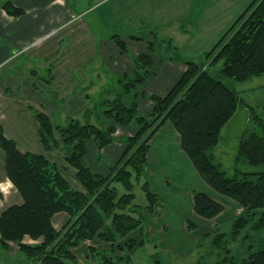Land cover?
<instances>
[{
	"label": "trees",
	"instance_id": "obj_1",
	"mask_svg": "<svg viewBox=\"0 0 264 264\" xmlns=\"http://www.w3.org/2000/svg\"><path fill=\"white\" fill-rule=\"evenodd\" d=\"M3 8L12 15L23 12L13 0L5 1ZM133 38L146 39L150 52L160 59H174L187 65L186 72L167 95H148L154 102L151 114L140 112L138 100L141 85L153 66L151 55L145 53L134 57L133 74L120 76V89L111 92L114 96L98 104L102 109L98 113L103 119L101 126L90 120L93 110L87 112L86 118H72L65 125L53 124L42 112L37 115L44 146L48 149L56 145L57 131L66 166L76 170V180L83 189L72 187L59 164L44 154L21 151L0 125L6 172L23 198L21 204L11 205L0 214L1 242L4 246L8 242L16 243L25 264H79L75 248L96 237L110 244L107 250L90 246L98 264L130 260L145 243V235L150 234L147 213L160 214L161 199L150 181L142 178L151 139L170 121L180 135L182 150L203 181L243 209L231 221L229 230H222L216 224L210 232L202 233L194 245L206 244L208 251L191 264H264V169L237 171L230 177L214 162L211 153L222 128L244 103L239 91L222 78L245 81L264 74V0H253L212 48L210 68L185 60L179 48L169 40L158 38L156 33L152 32L150 38ZM114 40L123 51L128 50L119 34L114 35ZM162 45L177 50L174 54L163 53L159 50ZM133 91V99L129 100L128 94ZM256 118L264 129V119L258 115ZM125 125H133L137 131L122 140L126 147L123 160L113 165L108 175L93 171L85 160L89 141L94 140L101 150L114 142L117 127ZM237 157L253 165L264 164V137L257 132L245 135L239 143ZM142 181L148 200L144 205L134 202L135 185ZM193 196L194 211L201 218L213 219L224 210L223 203L206 192L196 191ZM59 212L70 216L62 229L53 223ZM194 226L189 220L188 228ZM134 232H139L140 241L131 237ZM27 236L36 242H25Z\"/></svg>",
	"mask_w": 264,
	"mask_h": 264
},
{
	"label": "crops",
	"instance_id": "obj_2",
	"mask_svg": "<svg viewBox=\"0 0 264 264\" xmlns=\"http://www.w3.org/2000/svg\"><path fill=\"white\" fill-rule=\"evenodd\" d=\"M13 1L23 10L20 15L9 14L3 8L4 2L0 4V125L21 151L44 154L59 164L63 176L74 188L81 190L76 170L66 166L59 133L55 132L56 145L48 149L44 146L38 113L49 116L55 125H65L72 118L83 119L89 110L95 113L90 120L97 118L102 111L98 104L114 96L111 92L119 86L120 76L136 71L134 57L149 53L152 72L141 85L138 100L140 112L151 114L154 102L148 95H167L182 78L187 65L174 59H160L150 52L146 39L133 38L143 35L131 32L157 30L163 32L162 38H170L171 44L179 36L202 38L208 34L217 39L226 28L218 26L219 23L232 22L253 0ZM189 20L216 25L194 29L191 34L184 23ZM115 34L125 41L127 51L116 44ZM136 131L133 125L118 126L114 142L101 150L94 140L89 141L87 165L108 175L111 167L123 160L126 147L122 140ZM147 167L151 187L165 202L160 214L150 218L155 220L157 230H154L160 232L159 243L166 250L190 252L195 236L189 233L192 229L188 228L191 220L188 216L199 219L194 211L193 193L203 191L214 199L219 193L215 195L208 189L182 150L180 135L170 121L151 139ZM22 202L21 194L7 175L6 154L0 146V214ZM69 219V214L59 212L53 223L62 229ZM176 228H184V237L174 232ZM24 241L36 242L28 236ZM101 243L95 241L97 245ZM91 244L82 243L86 248ZM14 245L17 244L8 242L4 246L0 240V264H25L19 246L15 249ZM81 247L75 250L79 264H97L87 256L84 246L82 253Z\"/></svg>",
	"mask_w": 264,
	"mask_h": 264
},
{
	"label": "rangeland",
	"instance_id": "obj_3",
	"mask_svg": "<svg viewBox=\"0 0 264 264\" xmlns=\"http://www.w3.org/2000/svg\"><path fill=\"white\" fill-rule=\"evenodd\" d=\"M5 1L7 0H0V4L1 2H5ZM237 18L238 17L234 18L233 19L234 21L232 20V22H229L227 24L219 23L218 26H224L226 28L221 33V36L217 37V39H215L214 37H208V34L207 35L205 34L207 37H202V38H198L194 36L192 37L179 36L173 39L172 45L174 47L179 48L178 50L182 54L185 60L186 59L194 60L202 66L205 65V68H207L208 66H210V63L214 57V55L210 56V52L212 48L218 43V41L232 26V24L235 22ZM184 23L186 28L190 29L191 34L194 29L197 28L202 29L208 26L214 27V25H216L215 23L200 24L193 22V20L191 21L189 20V22H184ZM131 33L143 35L144 37L147 38H150L152 36L151 31H145V30H139L138 32H131ZM153 33H156L158 38L160 39L163 36V32L159 31L158 33L157 30L154 31ZM162 39L169 40L170 38H162ZM159 50L160 52L163 53L168 52L170 54H174V52L177 49L174 48L169 49L167 45H162V47H160ZM219 65L220 64H218L215 68H218ZM222 80L229 87L239 91L244 103H241L239 105V108L237 109L233 117L222 128L219 142L211 149V153L213 154V160L216 164H219L221 169H223L226 172L227 176L230 177H233L237 171H242V172L262 171L264 169V164L253 165L250 164L244 158L239 160L237 156H238L239 143L245 135H249L252 132H257L258 134L264 137V129L259 125L256 118V115H258L264 119V74L251 77L250 79H247L245 81H239L234 78H228V77H223ZM116 88L117 90L120 89V87L118 86ZM134 92L135 91L128 94L129 100L133 99L132 96ZM92 122L101 126L103 124V119L99 118L98 116L97 118L92 119ZM142 179L143 181L151 180L150 170L148 167L146 168L144 177ZM143 181L140 184H136L134 188V193L136 195L134 202L141 205H144L148 202L146 192L142 187ZM198 182L200 183L199 180ZM71 186L74 187L72 184ZM208 189L211 190L215 195L218 194L216 191L211 189L210 186ZM215 198L218 199L224 205V210L219 216L213 219H205V218L203 219L201 217H199V219L196 218L194 219V217H192L191 215L188 216L191 219L190 221L194 223L195 225L194 228L198 229V231H193V229L189 231L191 235L195 236V242L202 235L200 232L202 231H205L204 233L210 232L213 226H215L216 224L220 225L222 230H229L231 227V221L237 215L241 214L243 210L239 203H237L236 201H234L229 197L219 194V196H215ZM164 203L165 202L163 200L162 201L159 200L158 209H160V211L164 206ZM154 217L155 216H152L151 214L147 213V218H149L152 226L150 222H148L151 228L148 225L150 234L145 235L146 238L145 243L142 244L141 247L135 250V253L132 255L130 260L121 259L118 261L119 264H158L159 261L155 260V258L160 260L161 264H191V263H195L199 259L200 255L208 251L206 244H202V245L198 244L196 246L194 245L193 249L190 252H186L184 250L182 252H175L174 250H166L165 248H163L164 246L162 247L161 246L162 244L159 243L160 232L155 231L157 230V226L153 224L155 220L150 219ZM183 230L184 228H182V230L176 228L174 232H178V234H180L182 238L184 237L182 236ZM131 237L136 239L137 241H140L139 232H134L131 235ZM96 240L102 242L101 243L102 245L95 244ZM87 241L91 242L93 244V245L91 244L93 247H96L101 250H107L110 248L109 243L102 241L98 237H96L92 240H86L81 242L80 245L75 248V250L78 247H81L82 243ZM17 246L18 245H14L15 249H17ZM83 246L85 247V245H82L80 249L82 250V253L84 251ZM89 248L88 247L86 248L87 256L90 258V260H92L93 256ZM80 256L83 257V255ZM77 259L79 261L78 257ZM96 263L98 264V262ZM92 264L95 263L93 262Z\"/></svg>",
	"mask_w": 264,
	"mask_h": 264
}]
</instances>
